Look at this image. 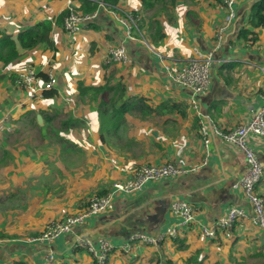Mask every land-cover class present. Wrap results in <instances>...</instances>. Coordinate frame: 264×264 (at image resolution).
<instances>
[{"label":"crops","instance_id":"0c3cea01","mask_svg":"<svg viewBox=\"0 0 264 264\" xmlns=\"http://www.w3.org/2000/svg\"><path fill=\"white\" fill-rule=\"evenodd\" d=\"M256 1L237 0L233 7L236 17L221 32L220 40L217 35L227 15L221 1L177 0L173 8L158 17L163 38L153 41L149 37L153 31L149 33L146 23L135 38L129 39L117 20L99 12L97 29L87 27L69 35L61 26H54L47 48L24 53L6 69L0 63V74H5L0 81V196L26 188L24 185L37 175L46 176L48 165L58 167L57 173L64 174L68 155L82 150L87 151L92 163L89 170H82L89 181L80 186L82 194L77 205L69 208L66 215L83 208L92 195L106 193L105 187L114 180L129 179L139 167L174 163L184 169H195L147 182L142 190L132 194H115L107 212L88 218L71 233L52 242L35 241L39 234L30 239H0V264L17 260L27 264H93L88 252L75 248L77 239L90 240L96 248L100 240L110 243L114 249L107 264H264V231L250 219L233 223L229 231L231 237L217 232L215 238L208 239L201 236L196 225L178 227L179 220L169 211L174 201L187 202L194 210L196 221L207 226L225 216L232 207L251 217L246 196L235 187L245 170L244 156L216 136L210 135L205 145L198 127L211 120L222 130H232L249 120L262 105L264 28L253 29L247 24ZM66 8V0H37L34 5L31 0H0V31L15 37L37 22L55 19ZM118 8L123 13H136L134 15L143 11L139 0H120ZM142 13L139 15L142 19L152 16ZM242 28L257 34L255 43L238 37ZM114 44L123 45L129 64L113 65L107 58L105 52ZM195 50L213 52L214 64L209 87L195 98L196 107H193L191 91L174 84L168 73L184 66ZM28 65L38 74L45 75L49 71L55 74L54 97L46 99L43 92L32 96L16 87L10 78H16ZM109 76L112 84L120 82L126 87L125 97L145 98L151 109L146 115H125V123L136 136V143L117 150L105 148L108 156L115 153L117 162L100 154L95 145L108 147L103 143L107 139H121L119 135L125 123L115 135L104 133L102 141L96 105L81 104L77 92L78 83L99 86ZM35 107L44 108L35 112ZM51 110L64 111L82 122V128L65 135L76 148L61 153L53 139L55 135L44 136L40 143L29 135L23 136L28 134L23 130L24 124L34 126L31 121L34 115L37 123V115ZM27 113L29 115L25 116ZM24 119L27 120L20 123ZM48 125L43 120L42 126L34 127L45 134L43 126ZM5 132L14 134L15 147L5 143ZM129 137L132 138L130 134ZM248 145L264 168V138H252ZM66 177L71 179L69 175ZM255 191L264 200V169ZM37 195L41 199L42 193L37 192ZM51 206L52 202L38 201L32 209L35 211L31 221L40 223L57 216ZM11 223L2 224L0 232L11 237L7 229ZM12 225L11 230L17 231L16 224ZM173 227L177 228L175 238L168 236ZM141 234L155 239L163 237V240L156 245L134 243L131 250H121L129 237ZM49 254L54 256L52 261L47 260Z\"/></svg>","mask_w":264,"mask_h":264},{"label":"built area","instance_id":"2783aa9c","mask_svg":"<svg viewBox=\"0 0 264 264\" xmlns=\"http://www.w3.org/2000/svg\"><path fill=\"white\" fill-rule=\"evenodd\" d=\"M67 1L68 14L63 20V30L69 35L78 34L87 28L89 23L95 21L99 12H104L117 20L125 29L126 37L135 38V34L139 32L137 22L141 19L139 15L132 13H123L116 8H108L99 0L98 8L94 12L84 13L77 11L72 0ZM226 11V20L217 38L220 40L221 32L235 19L236 13L233 9L237 0H220ZM122 13L123 16H120ZM264 49V46L262 47ZM107 58L115 64H129V57L123 45H111L105 52ZM214 64L213 52L201 53L196 50L188 62L177 70H170L168 77L171 81L192 93L191 103L196 107V99L202 95L209 87L210 72ZM264 70V68H263ZM57 83L55 74L49 71L45 74V79L41 78L35 69L28 65L25 69L17 74L14 80L16 87L28 94L35 96L43 91L53 90ZM200 135L205 145L209 142V136H216L222 142L232 145L244 156L245 170L236 183L235 187L239 188L246 196L250 207L251 217L246 212L236 207L230 208L226 215L219 218L214 224L203 225L196 221L195 213L191 205L184 201H174L170 205V214L179 220L178 227H188L196 225L203 238L213 239L217 232H223L227 237H231L230 229L233 223L250 219L255 225L264 231V200L257 195L255 188L259 184L263 167L258 161L255 152L249 148V140L252 138H264V89L262 92V105L259 110L247 121L239 124L234 129L225 131L217 127L211 120L203 122L200 125ZM195 169H184L174 163H167L162 166H142L135 169L129 179L117 181L113 183L111 190L102 195H95L88 201L79 213L67 216L66 218L53 221L47 225L44 232L41 233L35 241L52 242L60 236L69 234L73 229L82 224L88 218L104 214L112 206L113 196L115 194H132L142 190L143 186L150 181H159L169 178L170 176H178L194 171ZM168 236L175 238L177 236V228L173 227L168 231ZM163 240L151 238L145 234L133 235L129 237L127 243L122 246V251L127 252L132 249V244L143 243L147 245H156ZM75 248L84 249L90 254L94 261L98 264H105L113 251V246L105 240L98 242L97 248L90 240L77 239ZM54 259L53 254L47 256L48 261ZM159 264H165L159 263Z\"/></svg>","mask_w":264,"mask_h":264},{"label":"trees","instance_id":"16d2710c","mask_svg":"<svg viewBox=\"0 0 264 264\" xmlns=\"http://www.w3.org/2000/svg\"><path fill=\"white\" fill-rule=\"evenodd\" d=\"M105 4L108 8H118L120 0H99ZM141 7L144 12L154 11L151 18L148 20L140 19L137 22L139 31L143 30L148 25L147 30L153 31L149 34V37L154 41L155 39H160L164 37L162 33V24L158 20L159 16L166 14L168 9L173 8L176 5L177 0H139ZM184 1V0H183ZM192 1V0H190ZM220 2V0H219ZM72 3L76 7L77 11L84 13H91L97 10L98 4L92 0H72ZM67 8L61 12L55 19H46L44 21L37 22L33 26H29L21 30L15 37L0 31V63L3 69H6L12 63L19 61L24 53H30L33 50L46 47L50 43V33L54 26H61L63 29V20L67 16ZM136 14V13H134ZM123 16L122 13H119ZM111 17V16H110ZM112 18V17H111ZM97 20V19H96ZM89 23L87 26L89 29H97V21ZM148 21V22H147ZM247 24L253 29L264 28V0L256 1L249 12ZM64 31V30H63ZM65 32V31H64ZM238 37L245 39L246 41L253 44L257 40V34L250 31L248 28H242L238 32ZM127 53V52H126ZM113 65H116L113 63ZM119 65V64H118ZM41 78L45 79L43 73L39 74ZM5 78V74H0V81ZM12 82H14L15 77H12ZM103 85L99 86H84L81 83L77 84V92L79 95V101L81 104H95L96 110L100 120V138L103 141L104 133L109 135H115L117 131L125 123V115L127 113H140L141 115H146L150 113L151 109L146 105V99L142 97H125L126 87L120 82L110 81V76L105 77ZM56 95L55 90L43 91L42 96L46 99L52 98ZM29 114H25L28 116ZM40 115L43 120L50 124L54 119V116H47L44 112ZM34 122V126L38 127L36 123L35 115L31 119ZM82 122L77 119H73L71 115H67V118L60 121V127L57 130H53L56 137V143L58 147L60 146L61 153L64 151L71 150V148H76L77 145L73 144L65 135L71 130L78 128ZM200 134V124L198 127ZM88 202L85 204L87 206ZM84 206V207H85ZM0 239H10L4 232H0ZM179 244L180 242H176ZM80 249L81 248H77ZM83 250V249H82ZM12 264H27L23 260L14 261ZM93 264H98L93 260ZM107 264V263H105Z\"/></svg>","mask_w":264,"mask_h":264},{"label":"rangeland","instance_id":"374dc122","mask_svg":"<svg viewBox=\"0 0 264 264\" xmlns=\"http://www.w3.org/2000/svg\"><path fill=\"white\" fill-rule=\"evenodd\" d=\"M29 1V0H25ZM34 5L37 0H31ZM143 12V13H142ZM138 12L139 15L144 14L145 16H151L154 11L149 12ZM178 68H173V70H177ZM73 82V80H70ZM42 106V105H39ZM44 107H35L33 110L38 111ZM48 116H54L52 123L48 126H43L46 128V133L42 134L38 129L29 124L23 125V130L25 133L23 136L29 135L30 139L37 140V143L42 141L44 136L53 137L55 134L51 131L52 128L58 129L60 127V121L67 116L66 112L64 113H56L55 110H51L50 112L44 111ZM24 121L20 122L23 123ZM26 128H25V127ZM80 125L79 127H81ZM87 126V124H86ZM124 128L120 131L119 140H106L103 142L106 146L104 147L101 144L95 145L100 154H103L108 159L113 158L116 160V155L113 152L112 156H108L105 148H111L112 150L120 149L121 147L126 148V145L135 144V135L129 131L127 122L123 126ZM11 132V131H10ZM10 132L4 133V140L6 144L16 146L15 136ZM40 132V133H39ZM132 138L129 137V134ZM22 136V137H23ZM131 140H130V139ZM55 141V137H53ZM139 143H142L140 138H137ZM1 146V143H0ZM2 150V149H1ZM125 150V149H124ZM92 167V163L90 161V155L84 150L79 152H74L69 154L63 167L64 174L57 173L58 167L51 168V165L47 166L48 174L45 176L44 174L37 175L33 177L28 183L24 185L26 188L15 189L14 191H9L2 196H0V226L2 224H7L8 222H12L10 225L8 224L7 229H10L11 237L15 240H20L21 238H32L33 236L41 235L44 232L47 225L53 221H59L67 216H72L79 213L83 208L77 209L75 214L66 215L67 210L69 208H74L77 205L78 197L82 194V188L80 187L83 183L88 182V176L84 174L82 170L90 169ZM181 167V166H180ZM51 168V169H50ZM183 168V167H182ZM129 174V173H128ZM66 175H69L71 179H68ZM130 175V174H129ZM126 178V177H125ZM122 178L121 180H124ZM117 182L114 180L109 186L105 187L104 191H109L112 188L113 183ZM37 192H41V199H38ZM94 196V195H92ZM38 201L41 202H52V210L54 214L57 215L54 218L49 219L48 221L42 220L40 223H33L31 221L32 213L35 211L32 209L37 206ZM112 207V206H111ZM75 212V211H74ZM52 221V222H53ZM13 222L17 226V231H12ZM49 222V223H48ZM8 236V235H7ZM9 237V236H8ZM34 238V237H33Z\"/></svg>","mask_w":264,"mask_h":264},{"label":"water","instance_id":"95a60500","mask_svg":"<svg viewBox=\"0 0 264 264\" xmlns=\"http://www.w3.org/2000/svg\"><path fill=\"white\" fill-rule=\"evenodd\" d=\"M37 123L39 126L43 125V119H42L41 115H37Z\"/></svg>","mask_w":264,"mask_h":264}]
</instances>
